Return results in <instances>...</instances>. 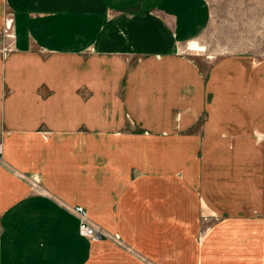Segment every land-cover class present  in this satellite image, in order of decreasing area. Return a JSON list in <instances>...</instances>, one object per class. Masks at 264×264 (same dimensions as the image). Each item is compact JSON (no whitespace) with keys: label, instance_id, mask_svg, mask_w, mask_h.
Segmentation results:
<instances>
[{"label":"crops","instance_id":"1","mask_svg":"<svg viewBox=\"0 0 264 264\" xmlns=\"http://www.w3.org/2000/svg\"><path fill=\"white\" fill-rule=\"evenodd\" d=\"M7 14L0 264H264V56L199 71L205 0H0V45Z\"/></svg>","mask_w":264,"mask_h":264},{"label":"rangeland","instance_id":"2","mask_svg":"<svg viewBox=\"0 0 264 264\" xmlns=\"http://www.w3.org/2000/svg\"><path fill=\"white\" fill-rule=\"evenodd\" d=\"M209 22L182 44V52L204 74L225 54L264 56V0H205ZM192 46V47H191ZM205 228L217 221L208 213ZM213 215L214 217H211ZM211 224V225H210Z\"/></svg>","mask_w":264,"mask_h":264},{"label":"built area","instance_id":"3","mask_svg":"<svg viewBox=\"0 0 264 264\" xmlns=\"http://www.w3.org/2000/svg\"><path fill=\"white\" fill-rule=\"evenodd\" d=\"M11 27H12V17L10 14H7L4 17L3 25H2V43L0 45L1 53H5L6 51H10L11 42H8L11 38ZM74 215H76L78 219L77 223V232L80 236L85 237L89 240L98 239L101 236H104V232L101 229L94 227L92 224L89 223L85 212L80 206H74L72 208ZM210 216L209 215H201L202 220H207ZM211 217H214L211 215Z\"/></svg>","mask_w":264,"mask_h":264},{"label":"bare ground","instance_id":"4","mask_svg":"<svg viewBox=\"0 0 264 264\" xmlns=\"http://www.w3.org/2000/svg\"><path fill=\"white\" fill-rule=\"evenodd\" d=\"M192 47V46H191Z\"/></svg>","mask_w":264,"mask_h":264}]
</instances>
